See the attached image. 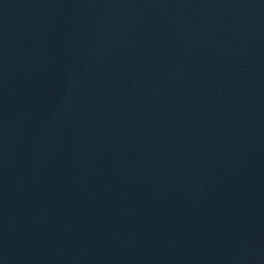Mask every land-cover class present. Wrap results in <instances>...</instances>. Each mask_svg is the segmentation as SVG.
Listing matches in <instances>:
<instances>
[{"label": "water", "instance_id": "water-1", "mask_svg": "<svg viewBox=\"0 0 264 264\" xmlns=\"http://www.w3.org/2000/svg\"><path fill=\"white\" fill-rule=\"evenodd\" d=\"M0 264H264V0H0Z\"/></svg>", "mask_w": 264, "mask_h": 264}]
</instances>
